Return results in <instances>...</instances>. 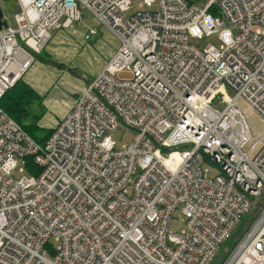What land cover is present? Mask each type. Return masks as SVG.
Returning a JSON list of instances; mask_svg holds the SVG:
<instances>
[{
	"label": "built area",
	"instance_id": "obj_1",
	"mask_svg": "<svg viewBox=\"0 0 264 264\" xmlns=\"http://www.w3.org/2000/svg\"><path fill=\"white\" fill-rule=\"evenodd\" d=\"M15 2L0 99L82 10L118 46L44 143L0 107V264H209L254 209L219 264H264V130L248 117L264 124V0H135L130 17L131 0ZM209 36L218 48L190 43Z\"/></svg>",
	"mask_w": 264,
	"mask_h": 264
},
{
	"label": "rangeland",
	"instance_id": "obj_2",
	"mask_svg": "<svg viewBox=\"0 0 264 264\" xmlns=\"http://www.w3.org/2000/svg\"><path fill=\"white\" fill-rule=\"evenodd\" d=\"M197 3H202L204 0H194ZM0 7L3 10V17L7 24L14 26L17 5L15 0H2ZM156 6L154 5L153 8ZM140 8L135 0H131L130 8L124 13L126 17L132 16ZM82 20L74 24L69 29L51 30L52 42L38 53L32 64L27 68L26 72L21 76V79L30 86L34 92L41 97V103L44 107V113L41 115L37 124L43 128L41 131L51 129L56 121L70 108L77 96L84 90L86 85L99 73L104 63L109 57L110 50L117 48V38L108 30L99 24L93 15L88 10L81 11ZM95 26L97 34L90 40L83 41L81 36L85 32L86 27ZM234 34L235 29L231 27ZM190 43L199 49L205 48L211 44L218 48L219 41L215 36L199 38H191ZM40 76V80L44 81V76H48L49 83L46 86H41L37 90L26 80H32ZM122 78H128V75L121 73ZM29 81V80H28ZM41 86V87H40ZM38 91V92H37ZM237 104L247 109V104L238 99ZM252 129L256 134L264 130V124L259 120L253 112L248 116ZM48 125V126H47ZM111 139L116 144V149L121 150L122 146L132 142V133L124 128H119L110 134ZM17 174H14L16 177ZM25 175H28L25 171ZM211 177L215 172L209 174ZM251 212L246 213L234 229L230 239L226 240L218 249L213 261L209 264H218L223 256L224 249H230L231 242L234 241L238 234H243V226L247 217ZM180 206L174 210L170 222L168 224V232L178 233L183 224L181 223ZM49 252L50 249H48Z\"/></svg>",
	"mask_w": 264,
	"mask_h": 264
},
{
	"label": "trees",
	"instance_id": "obj_3",
	"mask_svg": "<svg viewBox=\"0 0 264 264\" xmlns=\"http://www.w3.org/2000/svg\"><path fill=\"white\" fill-rule=\"evenodd\" d=\"M38 54H34V59ZM0 107L14 119L37 143H44L49 136L51 129L41 131L43 128L39 127L37 122L41 115L44 113V107L41 103V97L33 91L21 78L8 90H6L0 99ZM25 168L27 172H36L37 169L33 166L30 157L25 159ZM257 216V209L251 211V214L247 217L242 228L243 233L247 230L251 222ZM241 233L236 236L234 241L231 242L233 247L235 243L240 239ZM231 247V248H232ZM223 254L222 259L225 257ZM221 262V260H220ZM219 262V263H220ZM218 263V264H219Z\"/></svg>",
	"mask_w": 264,
	"mask_h": 264
},
{
	"label": "crops",
	"instance_id": "obj_4",
	"mask_svg": "<svg viewBox=\"0 0 264 264\" xmlns=\"http://www.w3.org/2000/svg\"><path fill=\"white\" fill-rule=\"evenodd\" d=\"M90 26H91V25H90ZM86 29H87V27H86ZM86 29H85V30H86ZM81 38H82L83 41H85V40L83 39L82 36H81ZM49 41L52 42V37H51V39H50ZM46 45H47V44H46ZM115 49H116V48H115ZM115 49H114V50H115ZM114 50H113V52H114ZM113 52H112V50H110L109 57L112 55ZM109 57H108V58H109ZM108 58H107V59H108ZM104 64H105V63H104ZM103 66H104V65H103ZM43 79H44V81H43V80H40V76H37V78L34 79V80H32V81H31L30 78H28L29 81H28V80H26V81H27L29 84H31V85L35 88V90H37L39 87H35V84H36V85H37V84L40 85V84H39V81L42 82L41 86H43V85L46 86V85L49 83V81H48V80H49L48 76H44ZM41 86H40V87H41ZM37 92H38V91H37ZM64 114H65V113H64ZM64 114H63V115H64ZM63 115H62V116H63ZM59 119H60V118H59ZM59 119H58V120H59ZM58 120H57V121H58ZM57 121H56V122H57ZM54 125H55V124H54ZM54 125H51V127H53ZM47 126H48V125H47Z\"/></svg>",
	"mask_w": 264,
	"mask_h": 264
},
{
	"label": "water",
	"instance_id": "obj_5",
	"mask_svg": "<svg viewBox=\"0 0 264 264\" xmlns=\"http://www.w3.org/2000/svg\"><path fill=\"white\" fill-rule=\"evenodd\" d=\"M5 26H6V23H5L4 20H2V11H1V9H0V28H1V27H5Z\"/></svg>",
	"mask_w": 264,
	"mask_h": 264
}]
</instances>
